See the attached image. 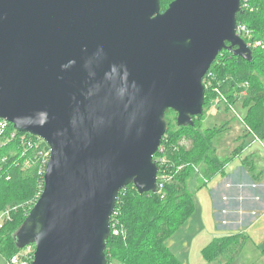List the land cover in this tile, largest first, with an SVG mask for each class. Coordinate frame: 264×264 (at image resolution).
I'll use <instances>...</instances> for the list:
<instances>
[{
	"label": "water",
	"instance_id": "water-1",
	"mask_svg": "<svg viewBox=\"0 0 264 264\" xmlns=\"http://www.w3.org/2000/svg\"><path fill=\"white\" fill-rule=\"evenodd\" d=\"M240 0H0V117L49 148L15 234L30 264H107L118 193L155 192L167 129L203 114L222 50L251 58Z\"/></svg>",
	"mask_w": 264,
	"mask_h": 264
},
{
	"label": "trees",
	"instance_id": "trees-1",
	"mask_svg": "<svg viewBox=\"0 0 264 264\" xmlns=\"http://www.w3.org/2000/svg\"><path fill=\"white\" fill-rule=\"evenodd\" d=\"M240 3L241 11L236 19L238 25L246 28L247 36H241L249 43L251 58L236 56L227 50L218 53L202 78L205 87L203 113L219 96L225 100L226 111L241 98V121L246 127V135L262 140L264 46H255V42L261 41L264 45V0H240ZM167 5L160 0L161 10ZM244 89L245 94L241 96ZM201 115L193 116L192 126H178L176 112L171 109L165 112L167 129L153 160L163 159L161 164L157 161V180L162 175L161 178L166 179L155 192L139 193L132 184L120 190L110 216V224L114 223L118 233L114 234L110 225V235L105 241L107 264H183L168 248L166 239L193 213L195 191L210 178L224 173L228 161L215 154L217 149L213 144L214 136L222 132L225 124L219 128L208 127L206 133L198 132L195 120ZM12 132L14 129L9 123L0 144V213L7 211L0 226L3 263L22 249L16 244L15 234L43 188L36 150L25 148L21 143L22 137L35 136L15 131L10 137ZM181 138L190 141L189 147L179 142ZM237 150L240 149L237 147ZM244 160L247 164L248 159ZM191 181L198 185L190 194L188 186ZM246 239L242 233L214 237L202 248L201 255L206 261L223 256L227 264L237 257Z\"/></svg>",
	"mask_w": 264,
	"mask_h": 264
},
{
	"label": "rangeland",
	"instance_id": "rangeland-1",
	"mask_svg": "<svg viewBox=\"0 0 264 264\" xmlns=\"http://www.w3.org/2000/svg\"><path fill=\"white\" fill-rule=\"evenodd\" d=\"M168 2L169 0H163V5L166 6ZM261 80L264 84V77H261ZM245 91L246 89L242 91L243 93L241 96L245 94ZM224 102L225 100L220 96L217 97L213 106L195 120V130L203 133H206L205 129L208 127L216 126L219 128L222 124H225V126L222 127V132L217 131L219 134L217 133L213 138V144L216 145L217 149L215 150V154H218L220 158H225L228 155L232 156L234 154L232 153L233 150L241 141L240 138L247 132L245 130V125L241 121V116L243 114V109H241V98L236 105H230V109L227 111L224 110ZM179 142L185 144L186 147H189L190 145V141L182 138L179 139ZM258 144V142L255 143V145ZM243 156L244 154L242 156L239 155V159L245 162V156ZM237 157L238 156L234 158ZM249 161L253 163V160ZM249 161H247V164H250ZM221 176V174L215 175L210 178L205 185L195 191L194 202L196 207L193 213L166 239L168 248L180 261H182L183 264H226L225 257L223 256L218 257L214 261H206L201 257L200 249L203 245L200 244V241H203L204 237H196L198 232H203V235L207 234L209 236L214 233H219L215 232V229L213 227L211 228L209 225V223L213 222L212 211L210 210V207H212V200H210V187L215 180L219 179ZM197 185V183L192 181L189 183L188 189L190 194L194 191ZM4 212L5 214H2L3 212L0 213L1 224L7 217V211ZM209 215L211 216L210 219ZM204 224L208 226L206 233L203 230ZM255 238L257 240H255ZM258 239L259 238L253 236V234H250L249 237L247 236L244 246L237 257L227 264H264V253L256 250V247L259 245L264 247V242H260ZM4 258L5 257L0 254V264H4Z\"/></svg>",
	"mask_w": 264,
	"mask_h": 264
},
{
	"label": "crops",
	"instance_id": "crops-1",
	"mask_svg": "<svg viewBox=\"0 0 264 264\" xmlns=\"http://www.w3.org/2000/svg\"><path fill=\"white\" fill-rule=\"evenodd\" d=\"M240 139L232 152L234 154L225 157L228 161L224 173L210 187L213 222L209 225L219 233L204 236L203 232H198L196 237H204L200 241L203 247L214 237L236 233L248 237L253 234L264 242V139H255L246 133ZM256 142L259 144L255 145ZM243 154L248 161L253 160L250 166L239 159V155ZM207 229L208 226L204 224L205 233ZM256 250L263 253L264 247L259 245Z\"/></svg>",
	"mask_w": 264,
	"mask_h": 264
},
{
	"label": "built area",
	"instance_id": "built-area-1",
	"mask_svg": "<svg viewBox=\"0 0 264 264\" xmlns=\"http://www.w3.org/2000/svg\"><path fill=\"white\" fill-rule=\"evenodd\" d=\"M236 33L241 38H242L241 34L243 36L246 35L245 26L244 25H238ZM246 44L249 46L248 42H246ZM255 46H264V45L262 44L261 41H256ZM8 124H9V122L6 119L0 117V144L3 143L2 139L4 138L5 131L8 128ZM14 132H15V130H14ZM14 132H12L10 134V137L14 136V134H15ZM254 138L260 140L257 136H254ZM42 142L45 143V141H43L38 136H35V138H27V137L24 138V137H22V139H21V143L25 145V148L36 150V156H37V159L39 161L38 173L44 175L45 167H46V164H47V161L49 158V148H47L48 146L46 143H45L46 144V147H45V145ZM157 161L161 164L163 162V159L159 158ZM157 161H155L156 165H157ZM158 170H159V168H158ZM162 176H160L159 181L157 180V182H156L157 189L158 188L160 189L162 187V185H163L162 181L166 179V178H161ZM2 214H5V212H3ZM0 226H1V223H0ZM114 226L115 225L113 223L111 225V227L113 228L112 232L114 234H117L118 229H116ZM33 253H34V245L33 244H27V245L23 246L22 249L17 254L12 255L9 258V260L6 261L4 264H30L32 259H33Z\"/></svg>",
	"mask_w": 264,
	"mask_h": 264
},
{
	"label": "flooded vegetation",
	"instance_id": "flooded-vegetation-1",
	"mask_svg": "<svg viewBox=\"0 0 264 264\" xmlns=\"http://www.w3.org/2000/svg\"><path fill=\"white\" fill-rule=\"evenodd\" d=\"M169 4V3H168Z\"/></svg>",
	"mask_w": 264,
	"mask_h": 264
}]
</instances>
